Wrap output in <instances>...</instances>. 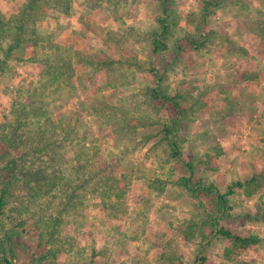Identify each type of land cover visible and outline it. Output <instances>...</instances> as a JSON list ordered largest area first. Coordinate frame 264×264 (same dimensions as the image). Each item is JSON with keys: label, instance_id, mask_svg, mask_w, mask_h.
Listing matches in <instances>:
<instances>
[{"label": "rangeland", "instance_id": "1", "mask_svg": "<svg viewBox=\"0 0 264 264\" xmlns=\"http://www.w3.org/2000/svg\"><path fill=\"white\" fill-rule=\"evenodd\" d=\"M28 1L0 0V264H264V0H69L27 26ZM21 25L38 35L9 51ZM24 108L68 178L94 153L126 191L34 197L9 144Z\"/></svg>", "mask_w": 264, "mask_h": 264}, {"label": "trees", "instance_id": "2", "mask_svg": "<svg viewBox=\"0 0 264 264\" xmlns=\"http://www.w3.org/2000/svg\"><path fill=\"white\" fill-rule=\"evenodd\" d=\"M69 3V0H29L23 7L24 12L21 15L23 23L30 26V18L33 17V15L37 14V19H39V14H42V18L47 17V14L52 10H56L64 15L68 14L71 9ZM25 25H21L19 33L16 32L12 39V44L9 47V51H13V49L20 44L22 35H26L25 38L28 37L31 40L38 35L37 29L35 28H31L30 31L26 32ZM4 32L5 28L0 24L1 35ZM161 45L163 46L164 42H160L159 38L155 39V51H159ZM61 68H58L57 72L53 74L56 80L66 75L64 71H61ZM65 69L67 68L65 67ZM154 94L157 97L160 96L159 92H155ZM166 99L169 100V98ZM171 100L174 101L173 99ZM28 111L24 108L21 111L15 112L13 135L9 138V144H11V146L24 145L30 147L29 152L20 157L18 161L20 163L13 162V166L15 168L21 167L20 172L24 179V183L28 186L29 192L34 197L54 196L59 203H64L65 201V207L75 209L78 207V203L81 200L80 194L87 195L89 193L99 192L108 196L110 200H113L114 197L118 198V196L126 191L124 182H122L121 179L116 178L112 173L106 170H101L100 167L95 165L96 154L94 153L87 156L88 161L85 164H82V160H79L80 164H78L79 167H77V172L72 178H68L61 160L62 155H60V153L62 152H58V150H61L60 141L55 139V134L57 133L55 129L57 128L49 118H46L44 125H40L37 131L32 133L26 132V129H28L26 121L30 118ZM30 111L33 112L34 117H42L45 114L43 108H34L33 105H30ZM173 155L176 158L181 157V152L178 147H174ZM78 159H81L80 156ZM184 183L189 191H193V188H191V180L184 179ZM203 187L207 192L215 189L206 186ZM218 198L221 205L226 203L224 195L218 194ZM4 206L5 199L1 198L0 211H3ZM220 235L227 238L234 247L242 249H248V247L258 242L255 237L244 238L233 234L225 228H221ZM9 253L11 258L15 257L13 249L10 248ZM5 263L13 264L11 259H6Z\"/></svg>", "mask_w": 264, "mask_h": 264}]
</instances>
